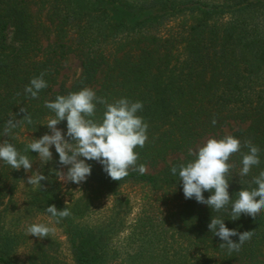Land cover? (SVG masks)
Here are the masks:
<instances>
[{
    "label": "trees",
    "instance_id": "1",
    "mask_svg": "<svg viewBox=\"0 0 264 264\" xmlns=\"http://www.w3.org/2000/svg\"><path fill=\"white\" fill-rule=\"evenodd\" d=\"M184 16L194 20L181 23ZM50 35L52 40L44 44ZM71 56L79 59L81 73L64 88L59 77ZM41 73L47 87L31 98L25 86ZM83 88L108 103L121 98L142 102L137 112L142 118L159 107L145 146L135 149L137 165L145 171L129 169L124 179L114 181L100 163L85 160L91 166L86 179L93 195L112 199L111 224L95 230L84 222L89 197L67 205L61 198L55 150L50 149L52 160L38 169L48 178L41 181L43 189L27 183L23 168L14 170L0 160V223L6 220L7 225L10 216L7 228L0 226V264H13L19 246L11 214L17 211L15 196L22 184L28 187L25 211L52 218L46 208L55 205L71 212L58 226L74 264H115L121 257L122 264H264V211L255 218L241 214L231 220V202L241 189L256 188L252 180L264 171V0H0V145L12 144L34 167L38 154L25 151L26 146L51 134L46 125L55 116L45 103ZM104 111L97 103L91 119L100 123ZM9 119L16 127L6 134ZM57 128L66 134V120ZM227 135L257 146L260 164L239 177L248 149L231 156V202L216 212L194 198L185 199L179 166L195 159L190 150H197L201 140ZM173 166L176 175L170 171ZM129 185L147 193L126 239L134 248L122 256L109 247V240L129 214L130 200L121 193ZM211 194L203 193L205 199ZM211 218L253 235L239 251L229 252L210 232ZM231 239L238 243V236Z\"/></svg>",
    "mask_w": 264,
    "mask_h": 264
},
{
    "label": "clouds",
    "instance_id": "2",
    "mask_svg": "<svg viewBox=\"0 0 264 264\" xmlns=\"http://www.w3.org/2000/svg\"><path fill=\"white\" fill-rule=\"evenodd\" d=\"M44 75L41 73L39 77L32 78L30 84L25 86L24 91L31 98H38V93L47 87ZM97 103L105 106L100 123L91 119L95 115ZM45 107L55 113L54 118H50L46 125L51 134L33 139L25 151L30 149L36 152L40 165L44 166L52 160L50 146H54L59 156V164L68 166L66 173L58 172L60 180L76 184L84 182L91 174V166L85 160L100 163L103 171L114 181L124 179L129 174V169H135L141 174L145 171L143 165H137L139 157L135 151L137 147L143 148L148 140V124L137 115L143 108L142 102H130L121 98L114 103H108L105 98L96 96L92 89L83 88L67 96H57L54 102H46ZM20 111L24 112V109ZM27 119L31 123L30 118ZM65 120L67 132L62 134L57 125ZM215 123L216 120L213 119L212 124ZM15 127L16 124L9 119L5 133ZM242 147L247 148L248 152L242 155V167L238 176L245 177L253 166L260 164V149L250 140H245L242 145L239 139L227 135L219 140L210 138L197 150H190V155L195 159L179 166V181L182 182L185 199L194 198L196 202L205 204L216 212L225 210L231 202L228 176L234 167L229 160ZM81 157L84 159H80ZM0 160L14 170L23 168L25 173L32 171L33 161L20 154L10 143L0 145ZM170 171L176 175L178 169L173 166ZM47 179L42 172L33 171L28 176L27 183L43 189L41 181ZM252 183L257 187L251 190L241 189L238 198L231 202V220L238 219L241 214L255 218L264 211V171L254 177ZM206 191L212 193L207 199L203 195ZM46 212L55 218L54 222L57 224L71 215L66 206L57 210L55 205H50ZM208 228L213 235L224 241L220 246L227 247L229 252L239 251L253 235V231L237 233L235 229L227 228L224 220L220 218H211ZM53 231L54 228L43 223L32 224L27 229L28 235L40 239L49 237ZM233 236H238V243L233 242Z\"/></svg>",
    "mask_w": 264,
    "mask_h": 264
},
{
    "label": "rangeland",
    "instance_id": "3",
    "mask_svg": "<svg viewBox=\"0 0 264 264\" xmlns=\"http://www.w3.org/2000/svg\"><path fill=\"white\" fill-rule=\"evenodd\" d=\"M193 17L184 16L181 23L193 21ZM171 23L170 25H174ZM52 40V35L44 37L43 43L46 44L47 41ZM81 73V64L77 57L71 56L66 63L65 69L61 72L59 77V86L64 88H69L73 82L80 76ZM160 114V109L153 108L151 112L146 114L143 117V120L148 124L149 127H154L157 123L158 115ZM230 133L229 130L225 129V134ZM210 138H205L198 142L194 149H198L203 146L204 143ZM50 149L55 150L54 146H50ZM173 157L169 158V161ZM40 162L35 164L32 167V171L27 173V178L34 171H38L40 168ZM68 166H60L57 171L58 182L60 184V196L63 199L64 203L70 204L72 201H75L79 198H87L91 200L90 211L84 219V222L95 230L102 228L105 225L111 224V214L110 208L112 204V199L109 198H99L94 196L91 191V184L87 179L80 184L72 183L70 181L64 182L59 179L58 172H67ZM25 184H22L18 189L15 201H16V210L11 214L13 221L12 225L16 226L14 233L19 236V246L15 250L12 262L13 264H74L72 254L67 243V238L64 235L62 228L55 223L52 218L49 216L40 214L36 211L28 212L23 209V204L25 203V194L28 190L24 188ZM121 193L124 197H127L130 200V211L129 214L125 217L123 226L118 233H115L111 240H109V247L116 251L118 255L124 256L125 252H130L131 248H134V245H130L127 237L132 228H134V221L138 214L142 210V198L147 193L146 189H141L139 186H125L121 189ZM97 200L93 201V198ZM10 219V216H8ZM7 219V225H9V220ZM36 223H43L49 227L54 228V231L43 239L37 238L33 235H28L27 229L30 225ZM4 225L7 228L6 220L0 223V226ZM118 260L115 264H122L121 260H124L125 257Z\"/></svg>",
    "mask_w": 264,
    "mask_h": 264
}]
</instances>
